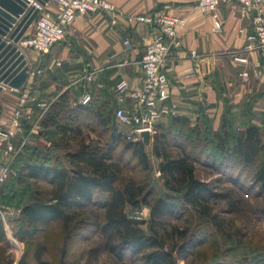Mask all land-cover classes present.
Wrapping results in <instances>:
<instances>
[{"label": "trees", "instance_id": "obj_1", "mask_svg": "<svg viewBox=\"0 0 264 264\" xmlns=\"http://www.w3.org/2000/svg\"><path fill=\"white\" fill-rule=\"evenodd\" d=\"M92 95L90 103L75 107L68 93L54 100H39L52 102L39 122V142L34 147L25 146L17 156L12 165L17 176L11 177L0 197L2 206L21 211L15 236L27 246L57 225L64 241L59 264H66L65 256L75 237L89 240L96 234L103 237L104 250L119 260L132 257L142 264H175L176 253L185 255L193 248L200 249L207 236L206 232L201 237L197 232L190 235L188 226H174L168 232L165 219L180 218L182 210L191 208L207 231L226 232L225 219L215 213L213 202L231 201L230 197L197 177L198 164L218 173L238 170L241 175L248 169L249 183L264 193V114L261 125L255 123L253 102L246 104L237 122L233 107L224 100L217 131L203 113L196 124L189 117L171 115L157 125L149 151L141 140H128L117 132L118 106L112 90H96ZM41 112L37 109L34 121ZM84 123L106 137V145L80 140L78 149L70 151L67 146L64 154L63 141L81 136ZM153 158L158 161L161 193L152 185ZM237 178L231 177L234 184ZM37 180L48 183L50 189L32 184ZM128 207L150 208L148 229L143 228L145 222L130 217ZM167 235L183 244L168 247ZM9 244L0 222V264H13L7 253ZM41 249L35 256L38 264H52L42 259L45 248ZM27 255L18 264H28Z\"/></svg>", "mask_w": 264, "mask_h": 264}, {"label": "crops", "instance_id": "obj_2", "mask_svg": "<svg viewBox=\"0 0 264 264\" xmlns=\"http://www.w3.org/2000/svg\"><path fill=\"white\" fill-rule=\"evenodd\" d=\"M109 1L114 5L115 13L79 15L68 28L65 40L49 53L39 54L26 50L30 71L38 73L30 76L29 72L23 88H5L0 94L1 122L8 123L17 108L23 107L24 116L16 141L29 137L26 146L32 147L39 142L40 127H36L37 121L33 119L37 109H40L37 104L46 102L39 100L56 99L66 91L75 94L82 85L84 90L80 92V99L83 93L91 94L96 90L110 92L122 80L128 81L133 88L140 87L143 80L140 61L146 45L153 37L148 26L131 24L127 17L159 11L186 20V25L179 33L182 45L171 48L164 67L172 81L169 104L174 108V115L189 117L195 124L203 113L210 119L211 128L218 129L224 112V100L233 105V116L234 106L244 100L245 104L254 103L255 123L259 124L264 114V109L259 108L260 102H264V57L256 52L244 51L248 44L247 37L252 32V24L250 19L242 17L237 6L223 5L217 10L216 14L223 23L222 32L218 33L214 30L215 13L196 9L198 0ZM48 9L53 12L57 10L53 4ZM26 34V39L31 37L34 26ZM125 40L130 41L129 47L124 45ZM192 51H196L197 57H192ZM233 52H239L249 62H236ZM258 62L261 63L260 68L257 67ZM191 68L192 71H188ZM93 71L96 74L92 81H88L87 76ZM243 72L249 74L246 82L241 77ZM70 78H75L74 82H70ZM25 94L28 100L22 105ZM124 106L130 108V100ZM243 110L242 107L240 118ZM0 162L6 160L0 158ZM10 179L0 184V197ZM0 207L9 214L12 211L1 204ZM8 215L4 222L7 238L13 245H23L13 230L18 222L11 220Z\"/></svg>", "mask_w": 264, "mask_h": 264}, {"label": "built area", "instance_id": "obj_3", "mask_svg": "<svg viewBox=\"0 0 264 264\" xmlns=\"http://www.w3.org/2000/svg\"><path fill=\"white\" fill-rule=\"evenodd\" d=\"M53 4L56 12L48 9ZM46 6L37 5L39 14L34 21V34L21 41V46L27 50H33L39 54L49 53L56 45L65 40L66 32L76 21L79 15H86L94 12L115 13L116 9L109 0H50ZM237 6L243 18L251 20L252 32L247 37L248 44L244 51L248 53L256 52L264 57V0H198L195 8L202 12L215 13V32L221 33L223 23L216 14L221 6ZM127 20L131 24H143L151 29L153 40L146 45L140 66L143 73L142 85L133 88L128 81L122 80L112 90L118 107L116 110V120L124 128L123 135L128 140L139 141L140 134L149 131L152 136L156 134L157 125L175 114L174 108L169 104L171 99L172 81L164 67L168 61L172 47L182 45L179 33L186 25V20L182 17L173 16L165 11L153 14H139L128 16ZM124 45L130 46V41L125 40ZM192 57H197L196 51H192ZM236 62L248 63V59L239 54L232 53ZM261 67V63H257ZM188 71H192V68ZM38 72L30 71V76H36ZM96 72H90L88 81H92ZM244 82L249 80L248 72L241 74ZM28 100L25 94L22 98V105ZM92 100L90 93L81 96L80 104L87 105ZM130 100L131 107L124 106ZM38 108L42 111L36 127L50 107L47 102H39ZM23 107L17 108L13 117L8 123L0 121V158L6 162H0V184L13 176L17 172L12 165L23 148L28 144L29 137L16 141L21 129V120L24 116ZM50 146V144H48ZM160 175V172L158 173ZM0 207V222L6 223V215Z\"/></svg>", "mask_w": 264, "mask_h": 264}, {"label": "rangeland", "instance_id": "obj_4", "mask_svg": "<svg viewBox=\"0 0 264 264\" xmlns=\"http://www.w3.org/2000/svg\"><path fill=\"white\" fill-rule=\"evenodd\" d=\"M229 75L233 77L232 74ZM237 78L236 76V79ZM70 80V82H74L75 78H70ZM83 86L84 85L78 89L75 93L76 95L69 91L65 92L69 94L70 103L73 107L80 104V92L84 90ZM91 97L93 100L92 93ZM96 97L98 98L97 92ZM51 103L52 102L49 103L50 106ZM246 104L245 101L242 100L234 106L235 116H233V119L237 122L241 119L239 115L242 107L245 108ZM231 106L233 107V105ZM259 108L264 109V102H260ZM258 112V115L261 114ZM261 120H263V118H261ZM261 120L258 121V125H261ZM85 123L81 136L70 138L68 142L63 141L64 154L68 152L67 146L70 148V151L78 149L80 140H85L88 144H97L102 147L106 145V137L99 135L98 132L93 131L92 125ZM218 129L213 128L214 131ZM125 130L126 129L117 122V132L123 137H126L122 133ZM119 152L120 151H116V154H119ZM177 152L178 151L174 149V155H177ZM152 163L155 168L158 166V161L154 158ZM152 173V185L154 189L158 193L164 192L160 175L158 174L159 170L156 168ZM197 177L202 181L210 183L215 188L216 192L228 194L230 197L231 201L225 198L213 202L215 213L220 218L225 219L226 232L225 234H220L207 231V226L202 224L199 215L191 208L186 211L182 210L183 215L180 218L174 216L165 219V228L168 232H170L174 226H181L183 228L188 226L191 230L190 235L197 232L198 237H201L203 236L202 233L205 234L206 232L205 235L207 236V242L204 246L200 247V249L193 248V250L185 255L176 253L175 264H264V214L262 213L264 208V193L254 188V186L249 183L251 172L247 169L243 171L241 175H239L238 170L218 173L212 167L201 163L197 165ZM231 177L234 179L238 177L237 184H234ZM32 184H35L36 187L41 188V190L50 189L49 184L42 180L32 181ZM33 187L34 186L31 185V188ZM1 209L5 211V209ZM10 209L12 211L8 215L9 218L17 222L16 220L19 217L20 210L16 208ZM127 212L130 217L145 222L143 228L148 229L149 221L151 220L149 207H142L140 210L128 207ZM2 223L4 224V222ZM18 224L19 223H15L13 228L14 231H16ZM5 226L4 224V227ZM60 229L61 228L57 225L52 226L45 233L38 235L33 243H30L28 246L26 243L23 245H13L9 240L10 244L7 253L10 255V259L13 260V264H18L20 260L27 255V251H29L27 263L38 264L35 256L42 250L41 247L45 248V251L42 252L43 260L48 263L59 264L62 259L61 248L64 243ZM85 234L88 233L86 232ZM167 240L168 247H172L176 242H178L179 245L183 244V241H178L168 235ZM65 262L66 264H142L141 260L135 261L132 257H128L126 260H119L114 255L105 251L103 247V237L99 234L94 235V237H91L89 240H83L81 235L75 237L74 241H72L68 247V254L65 256Z\"/></svg>", "mask_w": 264, "mask_h": 264}, {"label": "water", "instance_id": "obj_5", "mask_svg": "<svg viewBox=\"0 0 264 264\" xmlns=\"http://www.w3.org/2000/svg\"><path fill=\"white\" fill-rule=\"evenodd\" d=\"M50 0H0V94L5 88L19 90L29 78L30 62L21 41L39 14L37 5L46 6ZM150 151L153 136L140 134Z\"/></svg>", "mask_w": 264, "mask_h": 264}]
</instances>
